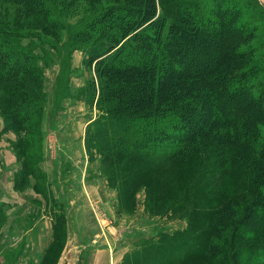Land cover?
Listing matches in <instances>:
<instances>
[{
    "label": "trees",
    "instance_id": "16d2710c",
    "mask_svg": "<svg viewBox=\"0 0 264 264\" xmlns=\"http://www.w3.org/2000/svg\"><path fill=\"white\" fill-rule=\"evenodd\" d=\"M5 1L45 24L37 33L0 24V108L24 133L22 152L40 149L44 50L79 42L69 50L95 64L97 87L91 82L88 91L98 90L96 108L115 103L114 122L98 129L99 138L115 131L126 138L121 153L157 160L193 157L211 142V169L245 182L244 195L254 197L231 242L258 231L241 258L260 255L264 264V8L257 0H115L100 11L96 0L88 4L95 14L70 30L51 0ZM158 5L177 15L157 13ZM47 22L67 37L45 41ZM68 65L62 62V75ZM223 211L213 229L219 238L227 231L222 222L233 218L223 220ZM224 244L211 245L207 259L213 262Z\"/></svg>",
    "mask_w": 264,
    "mask_h": 264
},
{
    "label": "rangeland",
    "instance_id": "374dc122",
    "mask_svg": "<svg viewBox=\"0 0 264 264\" xmlns=\"http://www.w3.org/2000/svg\"><path fill=\"white\" fill-rule=\"evenodd\" d=\"M51 1L69 30L95 14L88 4L93 5L96 0ZM113 1L115 0H99L97 11ZM257 2L264 8V0ZM19 10L21 9L17 5L0 0V24L28 33H37L38 29L45 26L43 22L40 23ZM157 13L167 14L169 17L177 15L173 6L158 5ZM45 31V41H61L67 37L66 31L58 26L51 27L48 22ZM80 45L73 40L63 48L59 45L53 46L54 48L46 47L44 52L49 63L44 66L43 73L51 84L64 60L68 59L70 64L73 57L81 58L80 53L84 59L88 58L80 50L70 52V47ZM69 71L68 65L60 78L62 88L57 90L59 93L63 91ZM80 83L82 80L77 77L74 85ZM104 106L96 108V119L92 128H89V134L86 133L89 137L88 154L90 163L95 167L98 165V169L109 178V185L118 191V205L111 206L113 216L108 218L109 222L99 219L101 235L94 237L93 228L87 221H81L78 225L79 221L73 220V213L58 209L55 242L41 264H57L65 247L70 222L75 229L77 246L72 264H92L93 259H96L97 249L91 248L89 242H86L91 237L95 238L92 240L94 244L100 238L101 246L105 243L108 249L105 264H259L260 255L253 257L252 261L241 258L243 245L254 242L259 235L258 231L248 235L241 243L231 242V233L242 218L244 206L254 200V197L250 193L244 195L247 187L245 182L229 176L222 179L217 168L211 169L216 165L215 147L212 143L207 142L203 151L195 152L196 156L183 159L133 158L121 153V141L125 142L126 138L117 132L105 129V136L99 138L98 129L114 122L112 108L115 103ZM222 209V215L225 216L223 220L229 215L233 217L230 222H222L220 225L227 227L221 237L223 241L213 231L218 212ZM82 213L88 216L85 212ZM255 217L259 219V215ZM83 236H88V240H84ZM223 244L221 254H216L213 262L208 260L207 256L210 258L212 255L208 254L210 246L223 247ZM260 264H263V260H260Z\"/></svg>",
    "mask_w": 264,
    "mask_h": 264
},
{
    "label": "crops",
    "instance_id": "0c3cea01",
    "mask_svg": "<svg viewBox=\"0 0 264 264\" xmlns=\"http://www.w3.org/2000/svg\"><path fill=\"white\" fill-rule=\"evenodd\" d=\"M80 55L72 58L60 93L61 67L52 84L44 75L37 155L18 147L24 133L0 108V264H41L55 242L58 209L73 213L78 225L87 221L94 237L101 235L99 219L109 222L111 206L118 205V191L90 163L86 133L96 119L98 90L90 96L88 85L97 87L95 64ZM77 77L82 83L75 86ZM93 237L86 241L97 249L92 264H105L108 249Z\"/></svg>",
    "mask_w": 264,
    "mask_h": 264
},
{
    "label": "water",
    "instance_id": "95a60500",
    "mask_svg": "<svg viewBox=\"0 0 264 264\" xmlns=\"http://www.w3.org/2000/svg\"><path fill=\"white\" fill-rule=\"evenodd\" d=\"M77 250L76 235L73 223L68 224L65 247L59 257L57 264H72L74 253Z\"/></svg>",
    "mask_w": 264,
    "mask_h": 264
}]
</instances>
